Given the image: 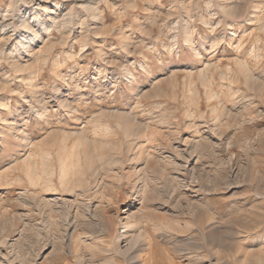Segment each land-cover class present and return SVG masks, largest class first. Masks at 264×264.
I'll list each match as a JSON object with an SVG mask.
<instances>
[{
	"label": "rangeland",
	"instance_id": "1",
	"mask_svg": "<svg viewBox=\"0 0 264 264\" xmlns=\"http://www.w3.org/2000/svg\"><path fill=\"white\" fill-rule=\"evenodd\" d=\"M263 194L264 0H0V264H237Z\"/></svg>",
	"mask_w": 264,
	"mask_h": 264
},
{
	"label": "bare ground",
	"instance_id": "2",
	"mask_svg": "<svg viewBox=\"0 0 264 264\" xmlns=\"http://www.w3.org/2000/svg\"><path fill=\"white\" fill-rule=\"evenodd\" d=\"M229 10V9H228ZM92 11V10H91ZM90 11V12H91ZM27 25V24H26ZM26 27V26H25ZM28 30H31V29H29L28 28ZM129 77V76H128ZM118 118V117H117ZM84 138V137H83ZM62 139V138H61ZM89 142V141H88ZM84 146V147H83ZM85 146L87 147V142L86 141H84V140H82V139H80V140H78V142H77V147L79 148V147H83V148H85ZM66 148V147H65ZM80 148V149H81ZM63 150V149H62ZM75 150V149H74ZM72 152V151H71ZM85 152V151H84ZM74 153H75V151H74ZM80 153V152H79ZM78 154V153H77ZM87 154V153H86ZM68 155V154H67ZM80 155V154H79ZM62 157H64V156H62ZM69 157V156H68ZM46 158V157H45ZM44 159V158H43ZM91 160H92V158H91ZM62 161V160H61ZM64 161V160H63ZM62 161V162H63ZM60 162V161H59ZM65 162V161H64ZM28 164H29V162H28ZM33 167H34V165H33ZM33 167L31 166V165H28L26 168H27V171H28V174L30 175V176H32L33 175V173H34V169H33ZM65 167L66 166H62V167H59V168H61V174H62V176H63V173H64V171H66V169H65ZM63 172V173H62ZM95 172V171H94ZM34 174H36V173H34ZM95 176H96V174H95ZM35 180V179H34ZM32 183V182H31ZM110 192V191H109ZM264 195V194H263ZM116 203V202H115ZM200 213V212H199ZM128 217V216H127ZM195 219V218H194ZM110 223V222H109ZM69 225V224H68ZM122 225V224H121ZM125 226V227H124ZM122 228L123 229H125L126 228V231H127V228L129 229V228H131V225L129 224V221H126V223H125V225H124ZM109 227V226H108ZM215 227H212V229L210 230L212 233H215L216 232V230L214 229ZM130 230V229H129ZM131 231V230H130ZM242 231V230H241ZM119 234V233H118ZM118 234H116L117 236H118ZM125 234V233H124ZM211 235V234H210ZM116 236V237H117ZM129 236V235H128ZM208 236V235H207ZM213 238H216L214 235H211ZM121 237H125V236H121ZM115 238V237H114ZM116 239V238H115ZM122 239V238H121ZM116 240H118V237H117V239ZM120 240V239H119ZM119 240H118V242H119ZM141 240V239H140ZM216 240V239H215ZM215 240H213V241H210V244L212 245V250H213V248H215V244H214V242H215ZM125 241H126V243L124 244V246L122 247V248H119V247H117L118 249H116L117 250V253H115L116 255L117 254H120V255H122V256H124V258H125V260H126V262H127V264H146V262L144 261V259L142 258V256L143 255H141V253L143 254V252H146V250H149L148 249V246L149 245H146V246H144V247H140L139 246V236L138 235H136V234H133V235H130L129 236V238L128 239H125ZM120 243V242H119ZM190 243V242H189ZM194 243V242H193ZM94 244H95V242H94ZM145 244V243H144ZM143 244V245H144ZM76 245V244H75ZM92 245V244H91ZM191 245V244H190ZM195 245H197V244H195ZM209 245V244H208ZM210 245V246H211ZM77 246V245H76ZM95 246V245H94ZM198 246V245H197ZM200 246V245H199ZM240 246V245H239ZM87 247V246H86ZM109 247V246H108ZM113 247H115V246H113ZM241 247V246H240ZM240 247H239V250H240ZM244 246H242V248H243ZM91 248H94L93 247V245H92V247H89V249H91ZM98 246L96 247V248H94L95 250H99V252H101L102 254L103 253H106L108 250V248H104V247H99L98 249ZM190 248V247H189ZM82 250V249H81ZM191 250H193V248H191ZM246 250V249H245ZM244 250V252H242V253H240V255L237 257V260H235V261H237L236 263L237 264H251V262H253L254 264H264V252L262 253H247L246 251ZM251 250V249H250ZM150 251V250H149ZM198 251V250H197ZM197 251H194V253L195 252H197ZM228 251V250H227ZM248 251V250H247ZM73 252V251H72ZM76 252V251H75ZM74 252V253H75ZM98 252V253H99ZM193 252V251H192ZM213 252V251H212ZM229 252V251H228ZM258 252V251H257ZM110 253H111V251H110ZM150 253V252H149ZM193 253V254H194ZM147 254V252L145 253V255ZM193 254H191V256L193 255ZM196 254V253H195ZM197 255V254H196ZM199 255V254H198ZM218 255V254H217ZM216 255V256H217ZM114 256V255H113ZM147 256L149 257V264H150V261H151V257H150V254L148 255L147 254ZM200 256V255H199ZM143 257H146V256H143ZM147 257V258H148ZM201 257V256H200ZM197 258V259H202V258ZM203 257V256H202ZM235 257V256H234ZM81 258V257H80ZM95 258V257H94ZM78 259V258H77ZM204 259V258H203ZM219 258H217V260H218ZM90 260V259H89ZM99 260H101V259H99ZM216 260V259H215ZM215 261V263H213V264H216V262L217 263H219L218 261ZM249 260H250V262H249ZM79 261H81V260H79ZM78 260H77V264H85V262L84 261H82V262H84V263H82V262H79ZM91 261V260H90ZM89 261V262H90ZM196 261V260H195ZM199 261H201V260H199ZM198 262V261H197ZM203 262V261H202ZM212 262V261H211ZM194 263V262H193ZM200 264H201V262H199ZM87 264H118V263H116L115 261H114V259H113V257H109V258H105V259H102L100 262H98V263H87ZM196 264V263H195ZM198 264V263H197ZM203 264V263H202ZM205 264V263H204ZM209 264H211V263H209ZM220 264V263H219Z\"/></svg>",
	"mask_w": 264,
	"mask_h": 264
}]
</instances>
